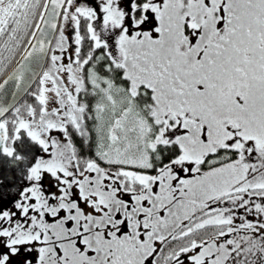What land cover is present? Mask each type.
I'll use <instances>...</instances> for the list:
<instances>
[{
	"label": "snow or ice",
	"instance_id": "1",
	"mask_svg": "<svg viewBox=\"0 0 264 264\" xmlns=\"http://www.w3.org/2000/svg\"><path fill=\"white\" fill-rule=\"evenodd\" d=\"M0 264H264V0H0Z\"/></svg>",
	"mask_w": 264,
	"mask_h": 264
}]
</instances>
